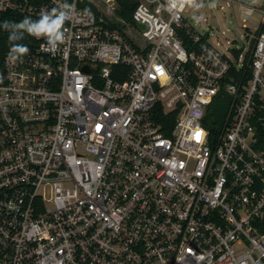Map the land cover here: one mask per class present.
I'll return each mask as SVG.
<instances>
[{"label":"built area","instance_id":"2783aa9c","mask_svg":"<svg viewBox=\"0 0 264 264\" xmlns=\"http://www.w3.org/2000/svg\"><path fill=\"white\" fill-rule=\"evenodd\" d=\"M131 1L0 0V264H264V30L229 54ZM53 9L55 50L4 26Z\"/></svg>","mask_w":264,"mask_h":264},{"label":"rangeland","instance_id":"374dc122","mask_svg":"<svg viewBox=\"0 0 264 264\" xmlns=\"http://www.w3.org/2000/svg\"><path fill=\"white\" fill-rule=\"evenodd\" d=\"M95 1L100 3L99 0ZM189 1L193 3L186 13L189 25L201 34H209L210 42L229 54L234 48H247L260 27L262 13L256 11L245 20L241 4L260 8L264 0Z\"/></svg>","mask_w":264,"mask_h":264},{"label":"clouds","instance_id":"9594fccd","mask_svg":"<svg viewBox=\"0 0 264 264\" xmlns=\"http://www.w3.org/2000/svg\"><path fill=\"white\" fill-rule=\"evenodd\" d=\"M65 7L67 8L68 6L65 5ZM56 11V9H53L52 14L43 15L38 21L25 18L19 24H10L6 21L4 26L12 25L15 28H26L28 32L37 37L45 35L48 39L49 47L55 50L58 44L62 43L65 38V33L61 29L65 19L70 15L67 11H60L58 14H56Z\"/></svg>","mask_w":264,"mask_h":264},{"label":"trees","instance_id":"16d2710c","mask_svg":"<svg viewBox=\"0 0 264 264\" xmlns=\"http://www.w3.org/2000/svg\"><path fill=\"white\" fill-rule=\"evenodd\" d=\"M118 2L122 6V11H120L121 15L127 20H131L132 12L136 3L131 0H118ZM261 30L263 31L264 28H258L257 32ZM184 44L189 51L198 49V46L192 44L191 40L187 36L184 37ZM229 101L230 99L226 94H220L212 104L210 112V125L212 127H220L224 123V119L226 117L227 109L229 106ZM164 129H166V131H170V129H167V127H164Z\"/></svg>","mask_w":264,"mask_h":264},{"label":"water","instance_id":"95a60500","mask_svg":"<svg viewBox=\"0 0 264 264\" xmlns=\"http://www.w3.org/2000/svg\"><path fill=\"white\" fill-rule=\"evenodd\" d=\"M12 42H13L14 44L20 45L21 43H24L25 40H22V39L19 38L18 36H14V37L12 38Z\"/></svg>","mask_w":264,"mask_h":264}]
</instances>
